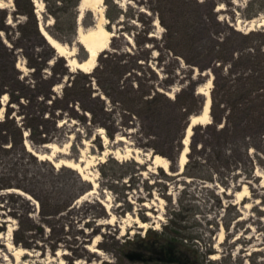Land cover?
Masks as SVG:
<instances>
[{
	"label": "rangeland",
	"instance_id": "374dc122",
	"mask_svg": "<svg viewBox=\"0 0 264 264\" xmlns=\"http://www.w3.org/2000/svg\"><path fill=\"white\" fill-rule=\"evenodd\" d=\"M2 1L0 122L9 116L39 127L50 142L33 145L24 129L25 148L53 165L72 160L81 172L54 165L57 172L39 182L61 197L81 195L51 217L39 214L30 195L28 204L0 189V264H142L125 255L141 252L144 242L172 245L197 264H264V135L245 139L247 148L240 122L222 129L246 69L237 51L264 40L239 34L264 30L249 29L264 15V0H83L77 29L93 27L92 9L100 6L113 34L90 72L67 65L86 58L79 43H63L69 53L62 58L40 32L61 31L55 16L67 17L70 0ZM192 89H209L210 122L192 127L187 166L178 173L182 150L174 145L188 123L182 107L196 108ZM3 128L10 131L9 122ZM11 162L24 181V169L35 167L20 148L0 153V172ZM16 228L29 247L13 243Z\"/></svg>",
	"mask_w": 264,
	"mask_h": 264
},
{
	"label": "trees",
	"instance_id": "16d2710c",
	"mask_svg": "<svg viewBox=\"0 0 264 264\" xmlns=\"http://www.w3.org/2000/svg\"><path fill=\"white\" fill-rule=\"evenodd\" d=\"M71 10H69L67 17L60 21L58 17L55 16V24L58 25L59 33L54 34L51 33L52 36L62 43H72L76 41L77 35V17H78V8L81 3V0H70ZM89 14V11L85 13V15ZM109 21L113 20L109 13L105 14ZM254 16V14L247 15V19H250ZM263 34L264 30L256 29L250 30L246 34H239L243 38H251L253 35ZM251 48L250 50L244 49L238 50L239 56L238 59L242 61L244 67L246 69H242V71L238 72L237 86L238 87V106H236V110L233 111L230 115L228 114L229 119L227 118V122L223 126L224 131H228L232 128L233 125H238L240 128L237 129L240 136V144L244 147L247 146L248 138L263 136L264 135V40L257 45L256 49L251 46V43L248 46ZM80 48L83 49L82 45ZM254 56L259 55V58H253ZM173 54L178 55V53L173 51ZM180 55V54H179ZM231 57V55H230ZM230 57L226 60H230ZM250 62V65L247 63ZM203 67H201L202 70ZM190 99L196 103V108L193 110L188 109L186 106H183L184 109L182 115H184V121L187 122L190 115L199 114L204 102V97L197 92V89H192L189 95ZM178 98V94L176 95V99ZM1 107V105H0ZM86 108V107H85ZM231 120H233L234 124H231ZM11 127L10 131L3 128V125L8 124ZM221 123V122H219ZM187 125V124H186ZM185 125V128H186ZM24 129L29 132V139L33 145H44L47 142H50V139L46 138V135L43 136V133L39 131V127L34 128L31 125H23V127L19 126L17 122L13 119V117L6 116V118L0 122V153L11 152L20 148L21 152L24 155L29 157V159L33 162L34 170L33 172L28 171V169H24L23 178L25 181L19 177L17 173L16 164H10L7 171L0 172V189L6 190L10 189V192H15V190H21L26 193V195H22L21 193H17L16 197L22 199L26 203L29 204L28 200H31L28 195L33 197L38 201L39 206V214L42 216H57L62 212L68 211L76 202L78 197L81 195L78 193H66L63 197H61L60 192L54 191L53 194L50 193L45 185L39 182V179H45L43 175L50 174L54 175L57 170L54 165L50 161L38 159L32 151L27 150L23 143L24 141ZM222 130V131H223ZM245 139H247L245 141ZM34 149L35 146H34ZM176 152H180L183 149V145L181 141H178L174 145V150ZM179 154V153H178ZM169 156V159H177V155L172 157ZM187 163H185L184 168H186ZM25 168V167H24ZM179 170V169H178ZM59 171V170H58ZM185 172V171H184ZM27 182V183H26ZM13 194V193H10ZM28 221L31 224H34L33 219L27 216ZM35 225V224H34ZM40 229H43L39 226ZM25 230H30L29 228H25ZM19 229H15L12 231V241L15 244H22L25 247H29V242L27 240H22L23 237H17ZM94 231V230H93ZM28 236H26V239ZM55 246V245H54Z\"/></svg>",
	"mask_w": 264,
	"mask_h": 264
},
{
	"label": "bare ground",
	"instance_id": "6f19581e",
	"mask_svg": "<svg viewBox=\"0 0 264 264\" xmlns=\"http://www.w3.org/2000/svg\"><path fill=\"white\" fill-rule=\"evenodd\" d=\"M101 1L102 0H99V2ZM82 4H83V0H81V3L78 8V10H80L78 22L83 15ZM5 6L6 5L4 4V2L0 0V8H5ZM38 7H39V11H41L42 10L41 5ZM92 12H93L94 21H95L94 26L91 28L85 29V30L79 27L77 29V35H76V42L82 45V47L86 51V54H87L86 58L83 59L82 61H77L75 58L71 57L67 61L68 66L74 67L76 69H79L85 72L86 71L90 72L94 68L98 54L105 48L106 45H108L110 38L113 35L109 30H107L104 27V24L101 21L102 19H104L103 8L100 6H97L96 8L92 9ZM249 23H250L249 29H252L254 25L256 27H263L264 26V15L250 20ZM40 32L42 36L44 37V39L46 40V42L56 51V53L60 57L66 58L65 54L69 53L67 46L57 41L56 39L52 38L43 28H40ZM197 92L204 96L205 104L203 106L202 111L199 114L191 115V118H190L191 123L185 130V136L182 142L183 149L179 155V172L181 171V169L183 168V166L185 165L187 161V153L189 151V138L192 135L191 128L196 124H203V123L208 124L210 122L209 121L210 120L209 111H210V105H211L210 91L209 89H204V90L198 89ZM5 97L6 96L3 95V99H5ZM27 150H29V148H27ZM36 155L38 156L39 159L48 158L49 160H51V158L47 156L45 157L44 155H41V154H36ZM81 160L82 159H80V161ZM153 162L160 166L161 165L167 166V163H168L166 158H164L161 155H154ZM53 163L55 166L64 165V166L70 167L74 170H77L78 173L81 174L78 168L79 167L78 163L72 160H59L58 162H53ZM82 179H85V177L82 176ZM93 185L95 186V183ZM15 192L20 193L18 190H16ZM243 195H244V191H242L241 193H238L239 197ZM79 199H80V196L78 197V200ZM138 226L142 228H146L147 224L144 222H139ZM90 251L97 253V249H90Z\"/></svg>",
	"mask_w": 264,
	"mask_h": 264
},
{
	"label": "flooded vegetation",
	"instance_id": "af4514ba",
	"mask_svg": "<svg viewBox=\"0 0 264 264\" xmlns=\"http://www.w3.org/2000/svg\"><path fill=\"white\" fill-rule=\"evenodd\" d=\"M141 254L144 259L141 260L142 264H197L193 256L178 254L172 245L155 248L147 246L144 242L141 246Z\"/></svg>",
	"mask_w": 264,
	"mask_h": 264
},
{
	"label": "water",
	"instance_id": "95a60500",
	"mask_svg": "<svg viewBox=\"0 0 264 264\" xmlns=\"http://www.w3.org/2000/svg\"><path fill=\"white\" fill-rule=\"evenodd\" d=\"M51 36V35H50ZM52 37V36H51ZM204 104H205V100H204ZM203 104V106H204ZM202 106V108H203ZM191 116L189 117V121H188V124H187V127L190 125L191 123V120H190ZM187 129V128H186ZM191 131H193V128H191ZM183 142V141H182ZM183 170V168L181 169ZM126 257L129 259V260H144L142 258V254L141 252H137V251H134V252H128L126 253Z\"/></svg>",
	"mask_w": 264,
	"mask_h": 264
}]
</instances>
